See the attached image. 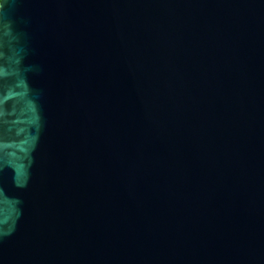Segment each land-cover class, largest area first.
<instances>
[{
  "label": "water",
  "instance_id": "water-1",
  "mask_svg": "<svg viewBox=\"0 0 264 264\" xmlns=\"http://www.w3.org/2000/svg\"><path fill=\"white\" fill-rule=\"evenodd\" d=\"M0 264H264V0H1Z\"/></svg>",
  "mask_w": 264,
  "mask_h": 264
},
{
  "label": "trees",
  "instance_id": "trees-1",
  "mask_svg": "<svg viewBox=\"0 0 264 264\" xmlns=\"http://www.w3.org/2000/svg\"><path fill=\"white\" fill-rule=\"evenodd\" d=\"M1 1V0H0Z\"/></svg>",
  "mask_w": 264,
  "mask_h": 264
}]
</instances>
